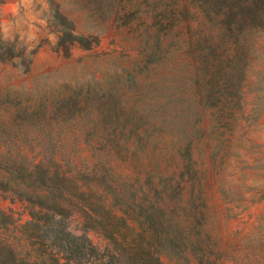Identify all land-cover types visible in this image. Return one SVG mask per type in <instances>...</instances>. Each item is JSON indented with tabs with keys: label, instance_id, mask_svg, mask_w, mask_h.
<instances>
[{
	"label": "rangeland",
	"instance_id": "1",
	"mask_svg": "<svg viewBox=\"0 0 264 264\" xmlns=\"http://www.w3.org/2000/svg\"><path fill=\"white\" fill-rule=\"evenodd\" d=\"M117 13L118 4L110 0H0V103L4 109L0 122L7 121L13 130L20 124L44 123L46 131L39 138L46 149L41 155L74 154L53 152L52 144L80 139L85 148L81 155L98 156L99 151L86 147L88 141L99 140L93 134L98 122L100 126L117 121L128 128H144L150 125L146 119L150 115L159 124L164 104L171 106L169 101L178 98L176 91L193 96L191 80L173 81L172 74L155 63L145 67L141 55L145 27L140 20L129 23L121 18L125 10L119 20ZM238 42H224L216 51L222 54L221 61L214 56L212 65L219 64L222 71L212 67L204 79L207 104H193L200 111L204 130L196 138L194 164L202 177L207 204L203 220L208 228L202 233H183L191 264H201L197 257L202 255L211 254L214 260L217 253L218 264H264V8L247 21ZM227 79L232 86L225 89ZM66 102H76L74 113ZM116 109L118 116L109 120V110ZM179 125L175 121L171 127L177 131ZM36 135L30 129L21 137L30 142ZM16 137L12 132L0 134V143L7 145L5 151L0 150V235L4 226L13 229V223L30 221L36 203L58 210L50 189L21 179L3 162L2 154L14 150ZM110 138L124 141L126 136ZM130 138L133 148L138 136ZM138 148L134 156L138 165L160 157L161 151L153 146ZM166 156L165 169L182 161L169 159L170 153ZM127 169L136 177L141 168L131 164ZM191 192V187L183 192L189 212L198 205L197 190ZM82 219L79 214L71 216V231L85 233L103 247L100 235L82 231ZM8 235L15 238L10 230Z\"/></svg>",
	"mask_w": 264,
	"mask_h": 264
},
{
	"label": "trees",
	"instance_id": "2",
	"mask_svg": "<svg viewBox=\"0 0 264 264\" xmlns=\"http://www.w3.org/2000/svg\"><path fill=\"white\" fill-rule=\"evenodd\" d=\"M110 1L114 6L118 4V20L119 13L125 10L121 18H127L129 23L140 20V25L145 27L141 51L145 67L155 63L172 74L173 81L191 80L194 94L187 98L183 90L176 91L178 98L169 101L171 106L168 102L164 104L159 124L151 121L150 115L146 116L150 125L144 128H128L116 124L117 121L100 126L98 122L93 134L99 135V140L86 144L94 152H100L95 157L81 155L85 148L80 139L52 144L53 152L75 151L74 154L41 155L46 149L39 138L46 131L44 123H35L37 127L20 124L13 130L7 121L0 122V134L17 135L14 150L8 155L2 154L3 162L21 179L50 189L58 208L56 211L36 203L30 221L13 223V229L4 226L0 235V264H191L183 233L207 231L208 223L203 220L207 216L203 182L194 164L196 138L204 130L200 111L193 104H207L204 79L212 67L220 68L219 64L212 65L214 56L221 61L222 54L216 51L224 42L239 43L247 21L258 9L264 8V0ZM217 41L220 44L214 49ZM175 63H179L177 67ZM231 86L227 79L224 88ZM75 104L64 103L72 113L77 109L73 110ZM1 105L0 116L4 114ZM118 113L117 109L109 110L107 117L113 120ZM73 117L76 119V115ZM175 121L180 122L177 131L171 127ZM30 129L37 134L36 140L25 142L21 136ZM112 135H124L126 139H111ZM131 135L138 136L133 148ZM146 146L160 150V157L138 165L134 156L138 147ZM39 148L40 151L30 156V151ZM6 149L7 145L0 143V150ZM168 153L169 159L177 157L182 161L165 169L163 163ZM131 164L141 168L136 177L127 172ZM188 187L192 192L197 190L198 205L191 212L183 198ZM72 198L76 199L75 205ZM50 211L56 212L52 216ZM74 214L83 217V232L94 231L103 238V247L96 245L87 234L71 231L68 220ZM56 215L59 219H50ZM8 230L15 238L6 236ZM210 257L211 254L197 258L201 264H218V253L214 260Z\"/></svg>",
	"mask_w": 264,
	"mask_h": 264
}]
</instances>
